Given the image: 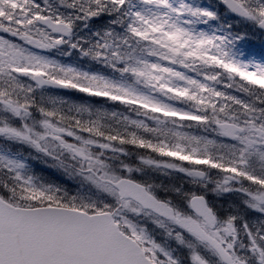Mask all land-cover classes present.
Segmentation results:
<instances>
[{
	"label": "snow or ice",
	"instance_id": "obj_1",
	"mask_svg": "<svg viewBox=\"0 0 264 264\" xmlns=\"http://www.w3.org/2000/svg\"><path fill=\"white\" fill-rule=\"evenodd\" d=\"M0 264H264V0H0Z\"/></svg>",
	"mask_w": 264,
	"mask_h": 264
},
{
	"label": "trees",
	"instance_id": "obj_2",
	"mask_svg": "<svg viewBox=\"0 0 264 264\" xmlns=\"http://www.w3.org/2000/svg\"><path fill=\"white\" fill-rule=\"evenodd\" d=\"M46 175H50V173H46ZM51 178H52V179H55V176L52 175Z\"/></svg>",
	"mask_w": 264,
	"mask_h": 264
}]
</instances>
